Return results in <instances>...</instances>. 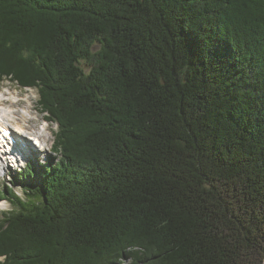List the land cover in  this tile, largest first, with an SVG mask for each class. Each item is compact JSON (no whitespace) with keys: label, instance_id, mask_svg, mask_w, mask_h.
Segmentation results:
<instances>
[{"label":"trees","instance_id":"obj_1","mask_svg":"<svg viewBox=\"0 0 264 264\" xmlns=\"http://www.w3.org/2000/svg\"><path fill=\"white\" fill-rule=\"evenodd\" d=\"M3 80L57 157L1 264H264V0H0Z\"/></svg>","mask_w":264,"mask_h":264},{"label":"rangeland","instance_id":"obj_2","mask_svg":"<svg viewBox=\"0 0 264 264\" xmlns=\"http://www.w3.org/2000/svg\"><path fill=\"white\" fill-rule=\"evenodd\" d=\"M98 48V45L94 46V50ZM0 90L8 96L10 93L18 96L20 98L18 107V110L20 113L12 114L17 115L21 120H24L23 118H26V111L29 109V117L31 119V124H35L36 126L46 125L47 128L39 127L40 132L43 134L42 138L44 141H42L43 150L40 151V154L36 155L34 152H30L26 156V159L28 161V166L36 164H43V161H46L47 158H52V162L56 161V153L51 150L52 143L54 140V132L57 129V124L54 122H50L49 120H46V114L41 112L40 106L37 104L38 101V94L35 88H23L20 87L17 83L9 81V80H3L0 81ZM13 104V101H9ZM13 163V162H12ZM25 163V162H24ZM23 163V164H24ZM25 172V169L22 171L15 170L12 165L9 168V165L3 167L0 169V188H2L7 183H13L15 191L19 195H23V192L25 188L31 184V179L26 177L25 179L20 182L22 184L20 185V182L18 181V177H20V174ZM11 208L10 203L7 200H0V217L2 213L6 212ZM2 258L0 257V264H1Z\"/></svg>","mask_w":264,"mask_h":264},{"label":"bare ground","instance_id":"obj_3","mask_svg":"<svg viewBox=\"0 0 264 264\" xmlns=\"http://www.w3.org/2000/svg\"><path fill=\"white\" fill-rule=\"evenodd\" d=\"M15 96L14 94H9L8 96H6V94H2L0 93V118L4 119V120H7V121H11L12 123L18 119L16 118H11L12 114H14V111L10 112V111H7L6 108L7 106H13L14 104H8V105H4L2 100L3 99H8V100H11V101H14L15 100ZM14 117V115H13ZM24 120L22 121H26L27 120V117L26 118H23ZM26 127H24L23 129H25ZM43 134L41 133V138H42ZM44 137V136H43ZM16 164V163H15Z\"/></svg>","mask_w":264,"mask_h":264}]
</instances>
